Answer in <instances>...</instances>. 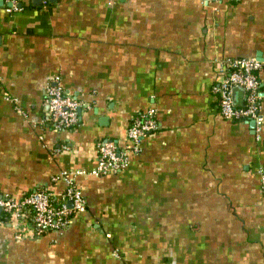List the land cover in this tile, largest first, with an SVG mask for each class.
<instances>
[{
    "label": "crops",
    "instance_id": "1",
    "mask_svg": "<svg viewBox=\"0 0 264 264\" xmlns=\"http://www.w3.org/2000/svg\"><path fill=\"white\" fill-rule=\"evenodd\" d=\"M237 57L261 64L258 132L217 110ZM53 75L79 102L71 129L43 121ZM147 109L156 128L122 171L73 177L85 208L65 227L0 224V264H264V0H0V193L58 200L60 173L124 146Z\"/></svg>",
    "mask_w": 264,
    "mask_h": 264
},
{
    "label": "built area",
    "instance_id": "2",
    "mask_svg": "<svg viewBox=\"0 0 264 264\" xmlns=\"http://www.w3.org/2000/svg\"><path fill=\"white\" fill-rule=\"evenodd\" d=\"M216 2L219 0H204ZM261 64L253 57L226 58L222 65L224 77L213 88L217 96L219 115L231 121H252L254 131L261 125L259 115V80L258 71ZM243 88V103L235 106L232 103L231 88ZM44 103L46 112L43 121L54 130L71 129L77 124L76 109L79 102L62 93L59 75H53L44 87ZM5 100L12 98L5 96ZM154 111L147 109L133 116L126 131V144L119 147L111 139L96 143V164L89 170H64L60 177L65 182L59 202L52 203L51 195L42 189H34L23 193L18 199L0 193V224L9 218L16 221L15 236L40 235L47 231H59L65 227L70 217L85 208V200L80 190L75 187L73 177L76 175H105L122 171L128 157L139 151L140 141L155 130ZM259 186L264 192V169L258 171ZM70 203V206L67 203ZM3 217V218H2Z\"/></svg>",
    "mask_w": 264,
    "mask_h": 264
},
{
    "label": "water",
    "instance_id": "3",
    "mask_svg": "<svg viewBox=\"0 0 264 264\" xmlns=\"http://www.w3.org/2000/svg\"><path fill=\"white\" fill-rule=\"evenodd\" d=\"M238 92H240V94L243 95V88L240 86H233L231 88L232 103L235 106H241L242 105L241 99H238V98L236 99L235 97H233L234 93H238ZM67 205L70 206V203L68 202Z\"/></svg>",
    "mask_w": 264,
    "mask_h": 264
},
{
    "label": "trees",
    "instance_id": "4",
    "mask_svg": "<svg viewBox=\"0 0 264 264\" xmlns=\"http://www.w3.org/2000/svg\"><path fill=\"white\" fill-rule=\"evenodd\" d=\"M52 198V197H51ZM59 202V199L58 200H54L53 198H52V203H54V204H56V203H58ZM3 218V217H2Z\"/></svg>",
    "mask_w": 264,
    "mask_h": 264
}]
</instances>
